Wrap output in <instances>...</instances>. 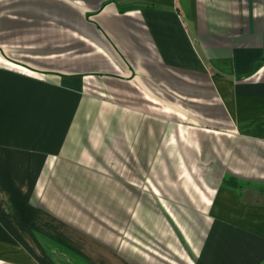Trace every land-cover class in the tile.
Segmentation results:
<instances>
[{
    "label": "crops",
    "instance_id": "0c3cea01",
    "mask_svg": "<svg viewBox=\"0 0 264 264\" xmlns=\"http://www.w3.org/2000/svg\"><path fill=\"white\" fill-rule=\"evenodd\" d=\"M0 264H264V0H0Z\"/></svg>",
    "mask_w": 264,
    "mask_h": 264
},
{
    "label": "rangeland",
    "instance_id": "374dc122",
    "mask_svg": "<svg viewBox=\"0 0 264 264\" xmlns=\"http://www.w3.org/2000/svg\"><path fill=\"white\" fill-rule=\"evenodd\" d=\"M190 161L187 162V161ZM161 164L159 167L160 170V174L158 175V180L160 181V198L165 197L167 193V190L164 189V187L166 186V181H173V179L176 177V181H183V179L181 177H185L188 178L191 181H195L197 182L198 180H196L194 177H192V175L189 174H185V173H181V174H172V164L170 162H168V159H161ZM176 164L181 168V171H185L187 172V167L190 168V165L193 166L194 162H192L190 159H177ZM198 165V164H197ZM194 165V166H197ZM184 166H186V169L184 168ZM193 166V167H194ZM170 170V174L169 171ZM101 177H103V174L100 175ZM133 177V181H135V175L130 174V177ZM157 174H154V177H156ZM180 177V178H179ZM198 177V176H197ZM152 178L151 174H145L144 175V181L150 182ZM191 178V179H190ZM100 180V179H99ZM130 180V179H129ZM201 180V178L199 179ZM208 181H210L208 179ZM134 192V191H133ZM149 191H145V193H147ZM179 191H177L178 193ZM182 192V190H181ZM65 193H67V191L65 190ZM150 194V192H149ZM146 197V194H145ZM177 197H179V195H177ZM182 197V196H180ZM73 201L72 198H69V201ZM73 202H70V205H66L64 206V208L69 210V216L68 218H64L63 223L65 225V229L70 228V229H93L95 231H104L103 229L106 228V231L104 233L110 235L112 237V239L116 240L117 238H121L122 240H127V243L129 245H132L134 247V243H135V234H136V230H135V224L132 222L129 223H123L121 221H115V217L114 214H109V211L105 212L104 207L103 206H98L95 205L94 208V212L93 215H89L87 213H85V210L91 209L90 207H88L87 205H80V204H72ZM82 203V202H80ZM72 213V214H71ZM119 214V213H118ZM117 217L120 218V215H118ZM146 223V222H145ZM180 226L182 225V223H177ZM148 226L150 227V224H148ZM146 228V227H145ZM67 231V230H65ZM67 241H70L69 239H66Z\"/></svg>",
    "mask_w": 264,
    "mask_h": 264
},
{
    "label": "trees",
    "instance_id": "16d2710c",
    "mask_svg": "<svg viewBox=\"0 0 264 264\" xmlns=\"http://www.w3.org/2000/svg\"><path fill=\"white\" fill-rule=\"evenodd\" d=\"M230 179L228 178V179H226V181H229Z\"/></svg>",
    "mask_w": 264,
    "mask_h": 264
}]
</instances>
